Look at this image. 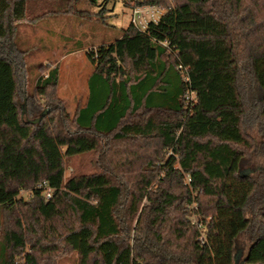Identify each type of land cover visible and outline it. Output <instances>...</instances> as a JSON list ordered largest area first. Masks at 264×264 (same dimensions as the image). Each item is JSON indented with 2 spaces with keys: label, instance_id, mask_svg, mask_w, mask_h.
I'll return each mask as SVG.
<instances>
[{
  "label": "trees",
  "instance_id": "trees-1",
  "mask_svg": "<svg viewBox=\"0 0 264 264\" xmlns=\"http://www.w3.org/2000/svg\"><path fill=\"white\" fill-rule=\"evenodd\" d=\"M28 3L0 0V264H41L58 241L78 264H264V0L138 2L169 11L88 51L111 91L86 125L69 119L57 67L35 85L50 114L31 121L43 110L16 41L40 18ZM150 76L135 106L132 88ZM109 109L124 111L104 129ZM91 152L100 171L65 178L67 160Z\"/></svg>",
  "mask_w": 264,
  "mask_h": 264
},
{
  "label": "rangeland",
  "instance_id": "rangeland-1",
  "mask_svg": "<svg viewBox=\"0 0 264 264\" xmlns=\"http://www.w3.org/2000/svg\"><path fill=\"white\" fill-rule=\"evenodd\" d=\"M131 6L125 3V0H99L97 5L91 0H29L31 17L40 16V18L35 19L33 23L20 24L16 41L19 48L26 51L24 87L27 89V95L35 97L33 101L42 108V114L47 112L46 116H49L50 108L43 98L36 96L35 85L38 78H46L49 74L48 70L57 67L59 72L57 95L65 102L69 119L74 118L78 113V120L85 125L90 123L92 114L102 108L111 90L104 80L95 79V66L87 53L97 43L116 39L123 29L131 25ZM106 7L107 10L104 11ZM79 42H85L86 48L67 55L68 51L75 49ZM154 80L155 78L150 76L137 88H132L135 106L142 103L143 96L152 87ZM122 89L125 106H128L130 102L126 98V89L124 86ZM151 97L154 99L151 104L160 102V92L151 94ZM31 102L21 95L20 105L23 106L25 113L33 108ZM118 103L120 102H116L115 106H118ZM123 111L115 113L109 109L102 113L99 117L101 126H105L104 129L113 126ZM100 155V152H91L67 160L65 178H69L72 174L88 175L99 172ZM28 194L29 192L24 190L20 196L27 197ZM195 207L193 205L191 209ZM198 220L193 213L192 225L197 227ZM59 242L56 243L58 250L43 256L41 264H78V253L64 249ZM239 244L240 251L245 255L250 246L245 236L240 238Z\"/></svg>",
  "mask_w": 264,
  "mask_h": 264
},
{
  "label": "built area",
  "instance_id": "built-area-1",
  "mask_svg": "<svg viewBox=\"0 0 264 264\" xmlns=\"http://www.w3.org/2000/svg\"><path fill=\"white\" fill-rule=\"evenodd\" d=\"M127 2L133 5L132 7V16H131V25L136 27L139 31L145 32L148 30V27L151 22H159V20L169 11V8H163L158 5H148V6H139L136 5L138 2H143L144 0H126ZM95 51V48H94ZM48 75H46L47 77ZM44 190V195L46 199H50L52 195V188L46 183L41 182L38 186ZM199 224V222H198ZM200 242L203 244L205 238L202 235Z\"/></svg>",
  "mask_w": 264,
  "mask_h": 264
},
{
  "label": "water",
  "instance_id": "water-1",
  "mask_svg": "<svg viewBox=\"0 0 264 264\" xmlns=\"http://www.w3.org/2000/svg\"><path fill=\"white\" fill-rule=\"evenodd\" d=\"M46 114H47V112H44V113L40 116V118H38V120L33 121V123L38 124V122H41L42 118L45 117Z\"/></svg>",
  "mask_w": 264,
  "mask_h": 264
},
{
  "label": "crops",
  "instance_id": "crops-1",
  "mask_svg": "<svg viewBox=\"0 0 264 264\" xmlns=\"http://www.w3.org/2000/svg\"><path fill=\"white\" fill-rule=\"evenodd\" d=\"M109 40H111V39H109ZM100 43H97L96 45H99ZM86 48V47H85ZM82 51V50H81ZM75 52H80V51H73V49H71V50H69L68 51V53H67V55L69 54H73V53H75Z\"/></svg>",
  "mask_w": 264,
  "mask_h": 264
}]
</instances>
